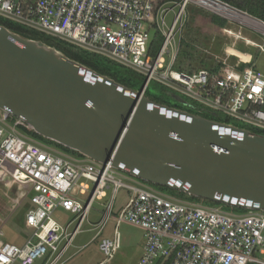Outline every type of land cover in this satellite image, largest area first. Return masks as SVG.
<instances>
[{"label": "built area", "instance_id": "built-area-1", "mask_svg": "<svg viewBox=\"0 0 264 264\" xmlns=\"http://www.w3.org/2000/svg\"><path fill=\"white\" fill-rule=\"evenodd\" d=\"M190 4L204 8L189 0H0V18L142 74L144 95L154 82L172 95L195 102L200 111L264 135V73L254 61L240 59L229 68L227 60L215 56L220 65L215 72L173 69ZM170 14L171 24L167 20ZM152 31L162 36L156 52L151 46ZM223 32L264 54V44L231 29ZM166 54L170 55L168 66ZM30 132L33 129L23 119L0 109V171L12 182L30 188L32 207L26 223L34 230L23 247L5 245L0 249V264H35L44 258L48 264H57L85 223L96 230L94 240L101 237L123 188L129 192L128 203L115 218L113 237L102 239L104 259L97 264H112L121 247L117 228L122 222L144 232L138 264H264L263 211L229 213L222 206L181 199L136 178L133 184L126 183L124 172L110 162L71 155L39 142ZM76 187L85 199L72 194ZM110 189L113 196L106 213L98 224H92L93 203L106 198ZM58 209L74 219L62 225L54 218Z\"/></svg>", "mask_w": 264, "mask_h": 264}, {"label": "water", "instance_id": "water-1", "mask_svg": "<svg viewBox=\"0 0 264 264\" xmlns=\"http://www.w3.org/2000/svg\"><path fill=\"white\" fill-rule=\"evenodd\" d=\"M0 109L39 136L133 178L264 212V135L157 103L2 25Z\"/></svg>", "mask_w": 264, "mask_h": 264}, {"label": "rangeland", "instance_id": "rangeland-1", "mask_svg": "<svg viewBox=\"0 0 264 264\" xmlns=\"http://www.w3.org/2000/svg\"><path fill=\"white\" fill-rule=\"evenodd\" d=\"M193 5H195V4H193ZM197 7H199V6H197ZM200 9H203L209 13L217 15L216 13H214L210 10H207L205 8L200 7ZM218 16H220V15H218ZM220 17H222V16H220ZM225 19H227V18H225ZM167 20H168V23L171 24V22L173 20V14H170L168 16ZM227 20L230 23L229 24L230 27H228L227 29H231L235 33L240 32L242 34V36L246 39L255 41L256 43H259V44H264V35L262 34L263 28H259L256 26H254L255 27L254 28L252 25H249V24H246L243 22L230 20V19H227ZM259 21L262 22L261 20H259ZM224 29H226V28H224ZM261 29H262V31H260ZM257 30H259L261 33L257 32ZM154 33H155V31H152V33H151L152 38L154 36ZM206 35L207 36L210 35L213 37L212 44H211L213 49H209L208 50L209 53H211L212 56H214V57L218 56L221 61L227 60V64H228L229 68H233L240 59L241 60L243 59L244 61H246V60L254 61L256 64L257 70L261 73H264V54L259 52L253 46L249 45L245 40H242V39L237 40L235 38H232V37L228 36L227 34H225L223 32V30L222 31L214 30L212 32L207 31ZM217 41L223 42V45L219 46L217 48L216 47V46H218ZM229 49L230 50L235 49L236 51L242 53L244 55V57H240V56L230 54ZM91 58L94 59V56L93 57L91 56ZM165 58H166V66H168L169 61H170V55L166 54ZM95 59L98 60V58H95ZM101 67L103 68L104 71L111 73L113 75H119V73H120V75H119L120 78H125L126 80L128 79V77L131 78L133 86L137 89H142L144 86V77L142 76V74H139L135 71L129 70V69L122 67L116 63L115 64L108 63L103 59H101ZM118 67L124 68L125 72H122V73L119 72ZM173 69L176 71H180V72H188L185 70H181L178 66V62L173 67ZM127 71H129V74L126 73ZM146 93L150 94L151 96H155V97H159L162 95L164 100L172 107H178V108H184L186 110H191L195 114H201V115L207 114L209 117H212V115H214L210 112L200 111L198 109L196 103L193 101L189 102L192 105V107H194L193 109L183 106L182 104H180L175 99L176 96L169 93L168 90H167V92L164 93L160 89H157L156 84L154 82L148 86ZM221 118L225 119L223 116H221ZM230 122H232L233 124L240 126V127L246 126L244 124L240 125L233 120H231ZM38 141L45 143L47 145H51V146H53V147H55L61 151H65L71 155L77 154V152L70 150V149H67L62 145L61 146L63 148L60 146H57L56 144H58V143L53 142L49 139H45V138L44 139H38ZM122 174H123V176L127 177L126 179H124V181L126 183L133 184V182H132V180H134L133 177H131L130 175H128L126 173H122ZM89 184L92 188L93 187L92 183H89ZM164 192L167 194L173 195V193L170 190H166ZM72 194L75 197H80L83 199L86 198V196L82 197L79 195V188L78 187H76L72 191ZM112 196H113V190L110 189V190H108V196L106 198H104L103 200H96L93 203V205H92L93 207H92V210L90 213V222L92 224H98L102 220L104 213H106V211H107L108 205L112 201ZM128 200H129L128 190L124 189V188L120 189L118 191L116 198H115V201H114V209L112 211V218L108 222L102 236L97 238L96 240H94V237L97 233L96 230H91L93 228V226L88 224V223H85V225L83 226V231L76 237V239L74 240L70 249L67 251L65 256L57 264H97L100 261H102L104 259V255H103L102 251L100 250V244L102 242V239L113 237L114 229H115V223H116L115 218H117L119 216L121 210L128 203ZM206 205L222 206L225 211H227L229 213H235V214H246L249 212V210H246V209H239V208H234L231 206L216 204V203H211V204L206 203ZM54 218L57 221H59L62 225L66 226L74 219V216L71 213L64 211L63 209H58V210H56V212L54 214ZM74 226L75 225L72 226V229H74ZM117 230L120 233V237H121V247H120L119 251L116 253L115 258L112 261V264H138V261L140 260V258L142 257V254H143V245H144V232H143V230L139 227H136V226L130 224L129 222H122L119 225V227L117 228ZM62 247H63V245L60 246L59 250H61ZM15 264H20V263L17 262ZM35 264H48L47 258L37 260Z\"/></svg>", "mask_w": 264, "mask_h": 264}, {"label": "trees", "instance_id": "trees-1", "mask_svg": "<svg viewBox=\"0 0 264 264\" xmlns=\"http://www.w3.org/2000/svg\"><path fill=\"white\" fill-rule=\"evenodd\" d=\"M219 1L226 3L230 5L231 7L237 10H240L242 12H245L248 15L264 22V0H219ZM187 11H188V22L186 24V27L183 33V38L181 40L180 52H179L178 61H177L179 68L181 70H185L188 72L197 71L199 69H208L213 72L218 71V69H220V65L217 64L214 56H212V54L209 53L208 51L209 49H213L211 45L213 37L210 35L207 36L206 32L207 31L212 32L214 30L222 31L224 28L230 27L229 21L223 17H220L218 15H215L203 9H200V7H197L196 5H193V4H190L188 6ZM0 25L5 26L8 29L15 31L17 33H20V34H23L29 37H33L35 39L43 40L46 43H49L57 47L59 50L64 52L68 57L83 64L84 66L89 67L90 69L95 70L96 72L102 75H106L114 79L116 82L126 86L129 89H132L134 91L140 90L133 86L131 78L128 77L127 79L128 81H127L125 78H120L119 76L120 73L119 75H113L111 73L104 71L103 68L101 67V59L105 60L108 63L115 64L114 62L108 59L90 54L86 51H82L72 45L66 44L64 42H61L54 38L45 36L43 34L29 31L16 24L10 23L2 18H0ZM151 43H152L151 44L152 50L156 52L160 48V45L162 44V36L159 33L155 32L153 38H151ZM217 44L218 46L216 47L218 48L219 46L223 45V42L217 41ZM232 54L236 56L244 57L242 53L236 51L235 49H233ZM90 55L92 57L94 56V59L98 58V60L95 59L96 60L95 61L94 59L91 58ZM118 68H119L118 69L119 72L121 73L125 72L124 68L122 67L121 68L118 67ZM126 73L129 74V71H127ZM156 88L160 89L164 93L167 92V90L164 87L158 84H156ZM145 96H147L148 98H150L151 100L157 103L170 106L164 100L162 95L159 97H155V96H151L150 94L145 93ZM175 108H178V107H175ZM178 109H182V110L193 113L191 110H186L184 108H178ZM198 115H201V114H198ZM201 116L208 118V119L224 122V123L230 122L228 119H223L218 115H212V117H209L207 114L206 115L204 114ZM29 134L36 140L44 139L43 137L39 136L35 132H30ZM56 145L62 147L60 144H56ZM152 186L156 187L157 189L161 191L170 190L174 196L179 197L181 199H188V200H193V201H198V202L202 201L204 203H210V204L212 203L209 201H204V200H201L195 197H191L185 193L174 191V190L162 187V186H158V185H152Z\"/></svg>", "mask_w": 264, "mask_h": 264}, {"label": "crops", "instance_id": "crops-1", "mask_svg": "<svg viewBox=\"0 0 264 264\" xmlns=\"http://www.w3.org/2000/svg\"><path fill=\"white\" fill-rule=\"evenodd\" d=\"M30 188L22 187L0 171V249L5 245L23 247L33 236L26 215L32 207Z\"/></svg>", "mask_w": 264, "mask_h": 264}, {"label": "bare ground", "instance_id": "bare-ground-1", "mask_svg": "<svg viewBox=\"0 0 264 264\" xmlns=\"http://www.w3.org/2000/svg\"><path fill=\"white\" fill-rule=\"evenodd\" d=\"M189 1H193L196 2L197 4L203 6L204 8L222 14L223 16L227 17V18H231L234 19L236 21L239 22H243L249 25H252L253 27H259V28H264V25L262 22L255 20L243 13H240L224 4H221L215 0H189ZM247 26V25H246ZM255 28V27H254ZM233 49H229V53L232 54Z\"/></svg>", "mask_w": 264, "mask_h": 264}]
</instances>
